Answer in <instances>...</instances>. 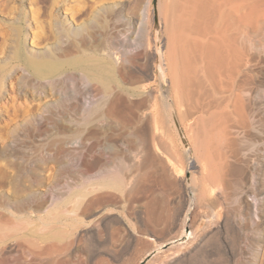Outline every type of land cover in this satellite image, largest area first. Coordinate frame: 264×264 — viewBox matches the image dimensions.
Instances as JSON below:
<instances>
[{
    "label": "rangeland",
    "instance_id": "obj_1",
    "mask_svg": "<svg viewBox=\"0 0 264 264\" xmlns=\"http://www.w3.org/2000/svg\"><path fill=\"white\" fill-rule=\"evenodd\" d=\"M143 1L0 0V264H139L181 233L192 189L201 200L189 215L193 234L147 264H264V26L238 45L246 55L225 72L213 30L205 23L195 32L193 20L183 30L185 0H160L163 83L153 0L146 12ZM36 39L45 46H33ZM225 45L223 55L237 58V44L236 55ZM185 50L196 73L204 69V101L224 104L188 119L173 82ZM44 57L64 66L40 74L28 59ZM73 57L94 69L71 64ZM98 71L113 75L108 90ZM214 111L225 112L221 122ZM201 125L199 141L212 142L219 130L232 139L221 154L194 144L191 131ZM193 247L185 261L175 255Z\"/></svg>",
    "mask_w": 264,
    "mask_h": 264
},
{
    "label": "bare ground",
    "instance_id": "obj_2",
    "mask_svg": "<svg viewBox=\"0 0 264 264\" xmlns=\"http://www.w3.org/2000/svg\"><path fill=\"white\" fill-rule=\"evenodd\" d=\"M143 2H145V0ZM150 2H151V0H148V1L145 2L146 5L144 4L145 7H143V11L144 12H146V9L149 6ZM211 3L212 2L209 1V0H185V8H184L183 17H182V19H180L182 21V23H181V21H179L180 24H182L183 26L180 25V27L183 30H185L186 29L185 23L187 21H189V20H191V21L193 20V21H195V23L192 22L193 24H191L189 28H191L192 25H193V27H194L193 30L194 31L196 30L197 32H200V31L203 32L204 30L202 29V26H203V24L206 23L208 25L207 27H210V32H212V30H213V32L216 34V43L221 42V44L219 45L221 48L225 44H228L229 45L228 47H230L229 48V52L232 55H233V53L235 54L236 52H238L240 50L241 44L248 43L254 37H256L257 35H259L262 32L261 29L264 26V0H220V2H217V5H213L214 2L212 4ZM183 4L184 3H182L181 7L183 6ZM180 10H182V9L180 8ZM67 11L71 15V18L74 20L75 24L79 25V24L82 23V19L77 18L74 15V13H72L70 11V9L68 10V8H67ZM181 28L179 30H181ZM187 28H188V26H187ZM200 28H201V30H200ZM203 28H205V27H203ZM207 29L209 30V28H207ZM187 30H189V29H187ZM217 37H218L219 41L217 40ZM184 38H185V36H183V38H182L183 39V43H185L184 45L186 46V45L189 44L188 47L190 48V42H188V41H190V37H187L188 39L185 38V40H184ZM124 41L126 42V40H124ZM198 41L199 40H197V43H198ZM194 43H195L194 45H196V47L199 46L198 44H196V42H194ZM236 44H237V47L240 46L239 50H238L237 47H234V45H236ZM32 45L35 46L36 48H40V47H44L45 46L44 42H42L40 40H37V39L32 41ZM221 45H223V46H221ZM203 46H205V44ZM206 46H208V45H206ZM219 46H215V47L218 48ZM208 47H210V46H208ZM217 48H216V50H217L216 57H217V62L219 64L218 68L219 69H223L225 72L231 71L233 69L235 70L236 67H238V60H241V55L242 54L246 55L244 53V51H245V49H244L243 52H242V50H240V52H238L240 56L237 55V58H236V56H235L237 54L236 53L234 55L235 56L234 59H232V58L229 59V57H230V55H228L229 53L226 52L225 55H223L225 50L223 49L224 51H221L222 49L219 50V48L218 49ZM200 49H201V47H200ZM200 49L198 50V52H200ZM191 50H194V49H191ZM202 50H204V49L202 48ZM226 50L228 51V49H226ZM202 52L203 51H201V54H203ZM191 53L193 54V52H191ZM183 56H184L183 63H182L183 64V69H182L181 75H178L176 77L173 75L174 76L173 78H175L173 82H174V86H175V90H176V94H177V98L176 99L178 100V103L180 105H183L186 108L184 113H183V117L188 119L190 117H193L195 114H198L201 111L203 113V111H205V110H208V111L209 110H213L214 106H216V107L219 106V108H220V105H221L220 103L223 104V102L220 101V103H218L219 105H217V103L215 104V101H213V102H205L204 99H203L204 98L203 94L206 95V93L202 94V92L199 90V86L201 85V87H202V81H201L202 80V76L200 75V72H199L201 70L204 71V69H201L202 66H199V68L201 70H199V68H198V70H199L198 73L199 74H197L196 73V69L193 66L194 65L193 61L191 60L192 62H190L191 56L189 58L188 53H187L186 50H185V53H183ZM192 56L194 57V55H192ZM226 56L228 57L227 60H226V58H227ZM243 56H242V58H243ZM193 57H192V59H193ZM200 58H202V57H200ZM84 61L85 60H83V57L82 58L81 57H73V58L70 59L71 64H74L76 66L77 65L83 66L84 68H86L88 70L93 68L91 65L85 64ZM28 63L38 73L43 74V75L56 72V71L60 70L64 66L63 62H59L57 60H53V59H51L49 57H44L43 59H41V58L40 59H33V60H30V61L28 59ZM194 63H195V60H194ZM210 71H213V70L209 69L208 73H210ZM203 73H201V74H203ZM210 74L212 75L213 73L211 72ZM199 75L201 76V78H200ZM96 77L98 79H100V81L104 84V87H105L106 90L109 89V86L111 85L110 83L114 81L113 75L106 74L103 71H98L97 74H96ZM223 80H224V78H223ZM227 81L228 80H226L225 83H227ZM141 91H142V94H143L144 91L143 90H141ZM144 93H146V92H144ZM227 95H230V94H227ZM115 99H118V96H115ZM216 100L218 101V99H216ZM224 100H226V99H224ZM239 100H240V98H239ZM237 102H236V104H237ZM240 105H242V104H240ZM224 111H222L223 113L222 112L220 113L218 111H214L213 112V114L215 116H212V118L213 119L216 118V122L215 123H217L219 121L221 122L223 120L222 119L223 115L225 116L227 114L226 111H225L226 114H224L225 113ZM216 114H217V116H216ZM198 115H200V114H198ZM226 116H228V114ZM198 119H200V118H198ZM196 122H197V119H196ZM200 122L202 124V120H200ZM224 122H225V119H224ZM198 125H197V127H198ZM217 129H219V128L217 127ZM211 131L213 132L214 130H211ZM206 133H207V130H206V127L204 125L203 126L201 125V128L199 130H197L195 133L193 131H191V135H192L191 137L194 139V144L195 145L197 144L196 146H199L200 148H202L204 153L207 154V155H210L208 153H212V152H215L218 155L221 154L222 145L224 144V142H226V139L229 140L230 138L223 139L224 131L223 130H221V131L219 130V132L215 131V133H217L216 136L213 134L214 135L213 137H216V138H214V140L212 142H209L208 140L207 141H199L200 137L202 135L203 136L206 135ZM228 134L229 133H227V136L229 137ZM230 140H232V139H230ZM229 142H231V141H229ZM227 144H229V143H227ZM193 164H195V162H193ZM117 170H118V168H117ZM113 175H111L110 177H112ZM117 175L115 173V176H114V181L116 183L120 181V178ZM101 177H103V176H101ZM108 177H109V175H108ZM103 178H105V176ZM110 180H111V178H110ZM112 183H114V182H112ZM193 188H194V186H193ZM198 196H200V195H198ZM198 196H197V192H195V190L193 191V189H192L191 195H189V198H188L189 208L187 209L186 218L184 219L183 224H182L183 229H182L181 233L178 236L174 237V238H170L169 237L170 239L168 238V239L164 240L163 243H159L158 246L155 249H158V248L160 249L162 246H164V243H171V245L169 246V248H170V247H173V246L178 245V244H180V245L183 244L184 245V243L188 242V239L193 234V229L190 230V231H188V229H187L188 226L192 225V223L189 220V215L191 214V211H192L191 209H192L193 205L195 203H199L198 201H201ZM205 216H208V215H205ZM31 223L32 222L28 223L27 226H25L26 233L24 234V236L26 238L25 237L24 238L28 239V242L30 240L29 236L35 234V231H34L35 229L31 230V228L29 226ZM198 241H200V240H198ZM190 245H191V243H190ZM201 245L202 244H200V246ZM187 247H189V246H187ZM195 249H196L195 247H193V249H189L187 251H182V249H179V250H177V253L175 255H177V256L180 255L181 261H185V260H187L190 257V255H192V253L195 251Z\"/></svg>",
    "mask_w": 264,
    "mask_h": 264
},
{
    "label": "water",
    "instance_id": "obj_3",
    "mask_svg": "<svg viewBox=\"0 0 264 264\" xmlns=\"http://www.w3.org/2000/svg\"><path fill=\"white\" fill-rule=\"evenodd\" d=\"M153 39L155 42V55H156V63H157V70L160 77L161 82L165 83L167 79V74L164 69L163 65V52H162V28H161V21H160V0H153ZM171 110H172V116L175 123V126L177 128L178 134L180 136V139L182 143L184 144V147L186 149H190V144L187 140V137L185 135V132L179 122V119L177 117L176 111L171 104ZM186 180L188 184H191V171L187 172ZM171 243H164V246H162L160 249H167ZM158 249H152L144 258L141 259L139 264H147V262L160 250Z\"/></svg>",
    "mask_w": 264,
    "mask_h": 264
}]
</instances>
